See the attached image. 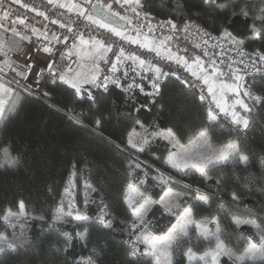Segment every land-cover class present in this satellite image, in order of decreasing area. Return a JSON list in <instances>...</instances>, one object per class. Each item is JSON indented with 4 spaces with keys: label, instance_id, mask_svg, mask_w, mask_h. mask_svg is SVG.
<instances>
[{
    "label": "snow or ice",
    "instance_id": "obj_1",
    "mask_svg": "<svg viewBox=\"0 0 264 264\" xmlns=\"http://www.w3.org/2000/svg\"><path fill=\"white\" fill-rule=\"evenodd\" d=\"M47 3L64 11L54 13L56 18H51L44 11L21 4V0H9L7 7L5 0H0V30L11 33L6 41L0 42V94L10 97L7 107L0 99V121L7 123L18 116L30 97L48 99L57 89L71 90L68 103L74 99L78 104H86L88 111L77 112L73 107L69 109L72 113L69 119L81 126L87 121L89 132L104 140L117 154L114 168L121 181L115 199L103 183L97 187L86 185L97 194L91 201L96 204L95 216L75 208L71 199L65 205L62 197L47 221L49 232L62 237V241L51 242L52 254L68 259L75 247L87 248L93 243L94 230L110 233L120 227L128 234L125 243L129 264H135L141 257L151 259L152 264H174L173 254L191 243L194 227L196 240L214 246L203 253L187 247L183 257L188 264L193 261L221 264L225 257L233 264L264 259V223H258V219L264 221V215L231 217L235 229L250 226L259 233L258 242L245 238L239 254L233 251L221 228V217L200 221L195 217L197 208L210 207V200L215 198L203 188L223 186V178L210 173L229 163L247 165L250 161L239 140L229 139L220 147H213L210 130L220 122L221 115L230 121L229 126L247 130L249 114L256 106L264 107V84L257 86L245 80L249 67L264 80V0H195L194 3L173 0L172 15L157 21L155 27L150 13L144 11L142 0H47ZM13 4L35 12L48 23L33 24L13 13ZM72 13L76 19L65 22V14ZM237 21L245 25V33L235 32ZM50 25L64 31H54ZM94 27L103 31L97 33ZM249 42H260L262 46L246 51ZM9 51L24 53L23 60L9 57ZM41 53L42 56L38 55ZM68 61L77 63L78 68L74 69ZM85 63L89 70H79ZM169 83L176 87L181 98H190L193 104L198 101L202 108L206 106V126L193 130L188 140V144L203 142L206 151H189L183 143L185 136L174 124L161 126L158 121L147 123L131 115V111L139 113L147 107V104L136 106L138 94L156 104ZM113 89L119 90L120 96L131 104V111L121 117L129 124L119 143L103 136L111 113L98 107L101 96L110 95ZM160 142L164 151L155 159L161 167H154L142 157L151 158L155 153L153 146ZM260 162L264 164V155ZM19 163V155H13L7 147L0 148V167ZM80 164L88 165L86 156L82 155L72 165L73 177ZM162 167L175 170L178 175L196 177L203 188L174 180ZM71 183L70 180V186L64 188V197H72ZM231 200L236 202L240 197L233 192ZM220 204H224L222 199ZM16 207L15 211L10 207L0 209V222L6 228L0 232V259L18 256L31 247L23 230L16 232L17 221L29 217L25 202L19 201ZM157 211L174 219L163 234L151 228V217ZM248 216L256 217V213L249 211ZM30 218L45 222L44 216ZM62 224H71L74 233L60 231L57 225ZM9 228L11 232L7 231ZM104 251L94 245L87 256H77L71 264H102Z\"/></svg>",
    "mask_w": 264,
    "mask_h": 264
},
{
    "label": "trees",
    "instance_id": "obj_2",
    "mask_svg": "<svg viewBox=\"0 0 264 264\" xmlns=\"http://www.w3.org/2000/svg\"><path fill=\"white\" fill-rule=\"evenodd\" d=\"M194 2L195 0H190V3ZM142 3L144 11L150 13L153 22L165 20L172 15L173 0H142ZM234 30L243 34L246 31L245 25L237 21ZM261 46L260 42H249L246 50L252 51ZM246 81L257 86L264 84L260 75L247 76ZM70 91L64 88L57 89L48 99L30 97L24 102L18 116L10 122H0V148L7 147L13 155L20 157L18 165L0 167V209L10 207L15 211L18 202L22 200L30 217H45V222L30 218L17 225V234L23 230L31 247L26 248L18 256L0 259V264H71L73 258L87 256L94 245L105 249L101 254L102 264H129L125 243L128 234L121 231L120 227L110 233L94 230L93 243L87 248L75 247L68 259L63 255L54 256L50 251L51 242L62 241V237L56 232H49L47 221H50L51 215L60 204L63 190L73 172L72 165L82 155L87 157L88 165L80 164V170L76 173L78 185L76 203L84 214L96 215V204L91 201L97 198V194L92 193L86 185L97 187L103 183L109 195L115 199L119 195L121 183L114 168L118 159L117 154L104 140L89 132L87 121L83 122L85 126H81L69 119L72 115L69 109L73 107L77 112L88 111L86 104H78L74 99L70 104L68 103ZM66 104L68 108H65ZM140 104H147V107L137 113L131 111L130 102L121 97L117 90H112L110 95L105 93L101 96L98 107L106 113H111V121L105 125L103 136L119 143L121 133L129 124L121 117L130 111L131 115L138 116L147 123L158 121L161 126L176 125L185 136L184 144L191 139L193 130L206 126V108L200 107L198 101L193 104L190 98H181L178 90L171 83L165 89L163 98L156 104L149 103L142 95L138 96L136 106L139 107ZM249 118L250 127L247 130L237 131L222 122L214 125L210 130L213 147H220L229 139L239 140L242 149L250 157L247 165L229 163L215 168L210 173L213 176L219 174L223 178V186H214L211 190L203 188L196 177L178 175L175 170L162 167L163 171L173 175L174 180L211 192L215 197L209 202L211 206L201 205L195 210V217L196 219L221 217V228L226 238L231 241L230 246L233 251L236 252L242 251L247 237L258 242L259 233L250 226L235 229L231 217L258 218L264 215V164L260 162V157L264 155V107L256 106L249 114ZM153 147L154 155L142 159H148L154 167H161L155 157L164 151V144L160 142ZM233 192L240 197L239 201L231 200ZM221 199L224 201L223 205L220 204ZM249 211L255 212L256 217H249ZM171 222H174L172 217L161 215L157 211L151 217V228L158 234H163ZM258 223L264 221L258 219ZM57 228L62 232L74 233L71 224L57 225ZM5 231V226L0 222V232ZM7 231L11 232L12 229L9 228ZM192 236L190 244H184L173 254L174 264H188L183 257V251L189 246H192L195 252L202 253L214 245L202 239L196 240L194 231ZM135 264H152V260L141 257ZM192 264H201V262ZM221 264H233V262L223 258ZM244 264H264V259L250 260Z\"/></svg>",
    "mask_w": 264,
    "mask_h": 264
},
{
    "label": "built area",
    "instance_id": "obj_3",
    "mask_svg": "<svg viewBox=\"0 0 264 264\" xmlns=\"http://www.w3.org/2000/svg\"><path fill=\"white\" fill-rule=\"evenodd\" d=\"M8 2H9V0H5V7L8 6ZM21 4H27V5H29V8H36L39 11H44L51 18H56V15H54V13L58 15L59 12H63L64 11L63 9H57L54 5H49L47 3V0H21ZM11 9H12L13 13H19L20 16L26 18L27 20L31 21L33 24H35L37 26L40 23H48L47 21H44L43 20V17H38L35 12L29 11L28 9L21 7V5H19V4H13V5H11ZM69 19L75 20L76 19L75 14L74 13H72V14H65V22H68ZM145 22L147 23L148 21H145ZM151 23L155 27L156 22H153L151 20ZM5 27H7V25H5ZM50 28H52V30L58 31V32H63L64 31V30L58 29V26H51L50 25ZM94 31H96L97 33H99V32H102L103 30L94 27ZM157 35H159V29H157ZM10 36H11V33H5L2 30H0V42L6 41ZM225 47H227V45H225ZM217 51H219V49H217ZM38 55H41L42 56L43 54L41 53V54H38ZM232 55H235V53H232ZM8 56L11 57V58H13V59H16L18 61H22L23 58H24V53L17 54V53H14V52L9 51L8 52ZM57 58L59 59V55L58 54H57ZM75 59L76 58L73 57V60H75ZM68 63H71L72 64V67L74 69H76V67L78 66L77 63H73L72 61H68ZM5 71H8V69L5 68ZM225 71H227L226 68H225ZM246 72H247V75H245V76L260 75V74L253 73L251 67H249L246 70ZM145 85H146V88H147L146 82H145ZM113 90H117V89H113ZM117 91H119V90H117ZM197 94H198V92H197ZM138 96H141V95L138 94ZM205 108H206V106H205ZM220 122H222V123H224V124H226L228 126L230 125V121L227 118L223 117L222 115L220 117ZM230 127L233 128V129H235V130H237V131L238 130L239 131L242 130V129H238L234 125H232Z\"/></svg>",
    "mask_w": 264,
    "mask_h": 264
},
{
    "label": "rangeland",
    "instance_id": "obj_4",
    "mask_svg": "<svg viewBox=\"0 0 264 264\" xmlns=\"http://www.w3.org/2000/svg\"><path fill=\"white\" fill-rule=\"evenodd\" d=\"M60 2H66V0H60ZM82 63V62H81ZM78 68V66L76 67V69ZM79 70H81V71H88L89 70V65L88 64H83V67L82 68H80ZM223 79H225V80H227V78L226 77H224ZM247 79V76H245V80ZM230 82V81H229ZM0 99H3L4 101H5V106L7 107V104H8V102H10V97H7V96H3L2 94H0ZM1 122V121H0ZM185 145H187V147H188V150L189 151H191V152H193V153H200V152H204V151H206V145L203 143V142H200V143H192V144H188V143H185ZM76 179H77V176L75 175L74 177L71 175L70 176V178H69V180H68V183H67V186L66 187H68V186H70L69 185V181L71 180V191H72V197H64L63 196V199H64V203H65V205H67L68 204V202H69V200L71 199L72 200V202H73V205H74V207L75 208H78L79 209V207L77 206V203H76V197H77V191H78V185H77V183H76ZM83 185H84V183H83ZM68 210V208L66 207L65 208V211H67ZM80 210V209H79ZM81 211V210H80ZM82 212V211H81ZM27 219H30V216L28 217V218H21V220L20 221H17V225L19 224V223H21L22 221H24V220H27ZM198 221H200V220H203V219H197ZM210 227H212V228H214L215 226L214 225H210ZM192 231H194V227H193V230ZM214 246V245H213ZM143 246L141 245V248H142ZM207 250H209V249H207ZM206 250V251H207ZM236 252V251H235ZM203 253V252H202ZM237 254H239V252H237ZM226 258V257H225ZM223 259V258H222ZM260 258H257V259H255V260H259ZM247 261H250V260H246V261H244V263L245 262H247ZM252 261V260H251ZM196 262H199V261H193L192 263H196ZM233 262V261H232Z\"/></svg>",
    "mask_w": 264,
    "mask_h": 264
},
{
    "label": "water",
    "instance_id": "obj_5",
    "mask_svg": "<svg viewBox=\"0 0 264 264\" xmlns=\"http://www.w3.org/2000/svg\"><path fill=\"white\" fill-rule=\"evenodd\" d=\"M120 23H122V24H123L124 22H123V21H121Z\"/></svg>",
    "mask_w": 264,
    "mask_h": 264
}]
</instances>
